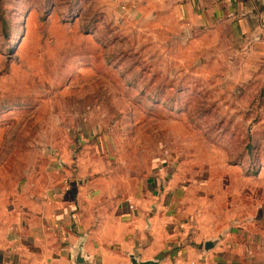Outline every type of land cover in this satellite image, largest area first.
Instances as JSON below:
<instances>
[{"label":"rangeland","instance_id":"obj_1","mask_svg":"<svg viewBox=\"0 0 264 264\" xmlns=\"http://www.w3.org/2000/svg\"><path fill=\"white\" fill-rule=\"evenodd\" d=\"M251 48L167 0H0V203L60 167L119 177L190 160L235 190L241 219L264 220V58Z\"/></svg>","mask_w":264,"mask_h":264},{"label":"crops","instance_id":"obj_2","mask_svg":"<svg viewBox=\"0 0 264 264\" xmlns=\"http://www.w3.org/2000/svg\"><path fill=\"white\" fill-rule=\"evenodd\" d=\"M167 1L190 26H233L264 58V0ZM150 162L119 177L83 171L72 179L60 167L57 183L0 203V264H264V220L257 210L241 219L235 190L216 170L197 167L193 176L195 161L173 171Z\"/></svg>","mask_w":264,"mask_h":264},{"label":"water","instance_id":"obj_3","mask_svg":"<svg viewBox=\"0 0 264 264\" xmlns=\"http://www.w3.org/2000/svg\"><path fill=\"white\" fill-rule=\"evenodd\" d=\"M85 259L83 258V256L81 255V253H78L77 259L76 261L78 263L83 262ZM133 264H153L150 261H138L137 259H133Z\"/></svg>","mask_w":264,"mask_h":264}]
</instances>
